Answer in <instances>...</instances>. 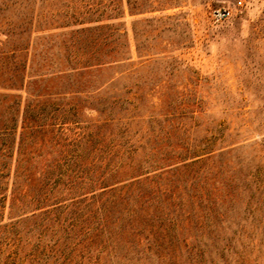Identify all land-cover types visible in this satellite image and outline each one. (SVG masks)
I'll return each mask as SVG.
<instances>
[{"label": "rangeland", "instance_id": "rangeland-1", "mask_svg": "<svg viewBox=\"0 0 264 264\" xmlns=\"http://www.w3.org/2000/svg\"><path fill=\"white\" fill-rule=\"evenodd\" d=\"M234 4L0 0V119L16 118L9 155L0 148V264H60V251L75 241L67 226L72 200L104 192L95 205L108 203L117 197L108 188L134 179L161 191L188 172L196 189L183 181L173 197L181 194L187 206L188 192L202 186L217 207L209 230L190 223L169 232L174 264H264V0ZM217 8L230 16L213 21ZM14 69L20 80L11 86ZM32 127L43 132L31 136ZM124 140L140 171L126 166L101 187L91 145L118 148ZM73 149L77 163L93 165L94 182L69 185L70 172L36 209L37 179H53V165ZM166 206L179 217L181 209ZM148 237L139 238L146 254L139 264H165L147 251ZM69 260L63 264H95L79 245ZM100 263L128 264L103 255Z\"/></svg>", "mask_w": 264, "mask_h": 264}, {"label": "trees", "instance_id": "trees-1", "mask_svg": "<svg viewBox=\"0 0 264 264\" xmlns=\"http://www.w3.org/2000/svg\"><path fill=\"white\" fill-rule=\"evenodd\" d=\"M20 39H22V31L18 34V41ZM17 72L14 69L13 73L8 77L11 86H15L20 80L19 73ZM30 116L28 118L25 117V119L36 123V125L32 124L34 127L42 125L38 123L40 122V115ZM0 124V148L4 150L1 155L5 157L9 155L7 152L11 150V143L8 140L12 134V130L15 128L16 118L12 116L9 119H0ZM32 129L34 130L31 131V136L43 132L38 128L32 127ZM122 133L121 137L123 136ZM127 143L128 140L122 141L118 148L111 147L109 144L102 145L98 141L92 143L91 151H99L98 156L94 157L93 161L96 159L100 164L99 168L102 167V171L95 179L101 187H107L108 179L124 171L126 166H131V169L135 168L136 171H140L139 165H133V156L136 149L133 144ZM123 156L128 160V163L123 161ZM79 157L80 154L76 152V149H73L72 155L69 157L70 159L56 162L53 165V168L57 170L53 179L50 180L49 176L44 178V181L40 180V178L37 179L40 196L34 199L36 209L42 207V201L48 198L53 189L64 180V175L70 172L74 176L68 182L69 185L78 184V188H82L84 180L94 182L89 174L93 165L90 167L81 166L76 161ZM192 163L194 162L185 163L182 167L186 168ZM5 167L6 163L1 162L0 177L3 176L2 170ZM190 173L188 172L185 180L181 178L173 179L169 187L167 189L163 188L161 191L140 186V179L128 181L123 186H120V188H118L119 186L110 187L107 192L114 193L111 195L112 197L117 194V197L105 204L95 205V198L104 192L91 193L90 196L72 200L70 204L75 207L71 211L72 217L67 226L70 228V232L73 233V240L75 241L70 246L68 245L69 243L66 244L60 251L62 257L60 264L66 263L70 259V254L75 250V246L77 245L85 250V255H87L88 261L91 263L101 264L100 260L103 255L110 262L112 259H115L122 261V263L133 264V262H137L139 264L140 260L146 255L139 247V238L142 236L146 240H149L148 235L153 236L154 241H148L147 251L149 253L152 252L162 263L174 264L172 258L176 255L174 253V243L172 242L173 235H170L169 232L173 231L176 227L184 228V224L192 223V228L198 231V233H202L204 225L209 230L215 220L217 200L214 198L212 190L209 191L200 186L199 190L201 189V192L198 193L197 190L188 192V197L185 199L187 206L184 204V198L181 194L178 193L175 195L176 198L173 197L174 192L178 190L181 184L183 186L184 182H190V187L196 189L194 185L196 176H189ZM52 174L53 171L48 172V175ZM179 177L181 176L179 175ZM30 181L32 182L33 179ZM123 188L126 189L123 191ZM183 188L186 189L185 184ZM203 190L205 191L203 192ZM2 200L3 197H0V204ZM165 201L167 208L170 206L181 209L179 217H174V211H165ZM81 204L84 205L79 207ZM66 207L65 205L57 206L51 210H44L41 214H48L53 210L55 211L54 213H57L59 209ZM197 218L203 219V222L200 224ZM55 220H58V218L55 217ZM147 229H149V232L145 234L144 232ZM162 230H165V236L162 234ZM91 247L96 250L94 257L89 254Z\"/></svg>", "mask_w": 264, "mask_h": 264}, {"label": "built area", "instance_id": "built-area-1", "mask_svg": "<svg viewBox=\"0 0 264 264\" xmlns=\"http://www.w3.org/2000/svg\"><path fill=\"white\" fill-rule=\"evenodd\" d=\"M246 0H235V7H242ZM213 21L218 22L226 19L230 16V10L228 8L212 9L210 12Z\"/></svg>", "mask_w": 264, "mask_h": 264}]
</instances>
